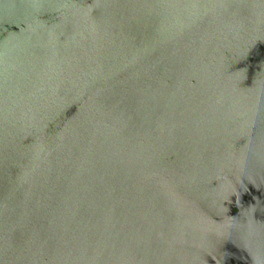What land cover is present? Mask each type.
Masks as SVG:
<instances>
[{
    "label": "water",
    "instance_id": "95a60500",
    "mask_svg": "<svg viewBox=\"0 0 264 264\" xmlns=\"http://www.w3.org/2000/svg\"><path fill=\"white\" fill-rule=\"evenodd\" d=\"M0 264H264V0H0Z\"/></svg>",
    "mask_w": 264,
    "mask_h": 264
}]
</instances>
